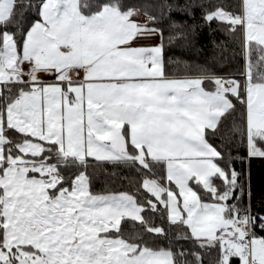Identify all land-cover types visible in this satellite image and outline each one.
<instances>
[{"label": "snow or ice", "instance_id": "obj_1", "mask_svg": "<svg viewBox=\"0 0 264 264\" xmlns=\"http://www.w3.org/2000/svg\"><path fill=\"white\" fill-rule=\"evenodd\" d=\"M254 161L264 0H0V264H264Z\"/></svg>", "mask_w": 264, "mask_h": 264}, {"label": "trees", "instance_id": "obj_2", "mask_svg": "<svg viewBox=\"0 0 264 264\" xmlns=\"http://www.w3.org/2000/svg\"><path fill=\"white\" fill-rule=\"evenodd\" d=\"M214 37L205 28L201 31L198 38V43L191 47H181L179 45H173L168 50V56L179 57L181 61H189L203 64L209 62L218 71H228L238 67L239 61H229L231 68L227 66H221L219 61H213L212 57L218 49L214 44ZM262 178H264V162L254 161L253 162V182L254 185L259 188Z\"/></svg>", "mask_w": 264, "mask_h": 264}]
</instances>
